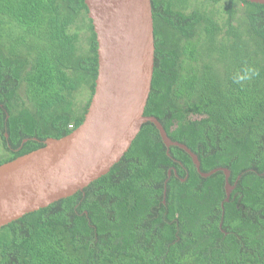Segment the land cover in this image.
Segmentation results:
<instances>
[{"label": "trees", "instance_id": "16d2710c", "mask_svg": "<svg viewBox=\"0 0 264 264\" xmlns=\"http://www.w3.org/2000/svg\"><path fill=\"white\" fill-rule=\"evenodd\" d=\"M204 2L151 0L144 115L227 168L229 200L223 171L146 122L106 174L0 227V264H264V4ZM96 75L84 0H0V164L79 126Z\"/></svg>", "mask_w": 264, "mask_h": 264}, {"label": "water", "instance_id": "95a60500", "mask_svg": "<svg viewBox=\"0 0 264 264\" xmlns=\"http://www.w3.org/2000/svg\"><path fill=\"white\" fill-rule=\"evenodd\" d=\"M84 3L97 42L94 92L83 121L69 134L48 137L42 147L0 164V227L81 191L106 174L146 122L155 125L167 148L176 145L187 152L201 176L223 171L228 201L235 186L228 181L230 171L217 167L202 172L196 154L170 139L155 116L144 115L155 51L151 0Z\"/></svg>", "mask_w": 264, "mask_h": 264}, {"label": "rangeland", "instance_id": "374dc122", "mask_svg": "<svg viewBox=\"0 0 264 264\" xmlns=\"http://www.w3.org/2000/svg\"><path fill=\"white\" fill-rule=\"evenodd\" d=\"M201 2H204V1L203 0H190L191 7L193 5L199 6V5H201ZM227 4H228V0H222L218 4H208V5H207V3L205 4V2H204L205 7L208 10L215 11L217 14H219V17L224 16L223 9ZM74 96H75L76 107L78 108L79 106H81L82 104H84L87 101L88 96H89V91L86 88H84V89L80 88L74 94ZM0 153H2V149H0Z\"/></svg>", "mask_w": 264, "mask_h": 264}, {"label": "built area", "instance_id": "2783aa9c", "mask_svg": "<svg viewBox=\"0 0 264 264\" xmlns=\"http://www.w3.org/2000/svg\"><path fill=\"white\" fill-rule=\"evenodd\" d=\"M72 127V125H69V128H71Z\"/></svg>", "mask_w": 264, "mask_h": 264}, {"label": "clouds", "instance_id": "9594fccd", "mask_svg": "<svg viewBox=\"0 0 264 264\" xmlns=\"http://www.w3.org/2000/svg\"><path fill=\"white\" fill-rule=\"evenodd\" d=\"M72 128V127H71Z\"/></svg>", "mask_w": 264, "mask_h": 264}]
</instances>
